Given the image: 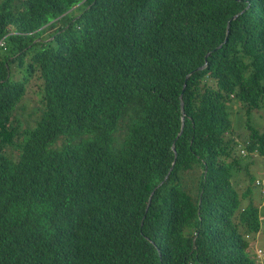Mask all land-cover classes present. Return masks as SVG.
<instances>
[{
	"label": "trees",
	"instance_id": "1",
	"mask_svg": "<svg viewBox=\"0 0 264 264\" xmlns=\"http://www.w3.org/2000/svg\"><path fill=\"white\" fill-rule=\"evenodd\" d=\"M0 41V264H258L264 0H0Z\"/></svg>",
	"mask_w": 264,
	"mask_h": 264
},
{
	"label": "rangeland",
	"instance_id": "2",
	"mask_svg": "<svg viewBox=\"0 0 264 264\" xmlns=\"http://www.w3.org/2000/svg\"><path fill=\"white\" fill-rule=\"evenodd\" d=\"M36 80L33 79L30 85L27 86L25 93L19 100L17 106L18 116L24 122L30 115L29 111L37 105L35 100L36 96L34 93ZM227 110L229 114V120H231L230 128L234 136L237 137L239 141H242L244 137V132L247 126L259 127L264 126V107L261 106L257 111L250 110L245 112L244 108L240 105L237 99L232 98L227 104ZM28 115V117H27ZM258 156H254V161L250 165V170L252 173L256 174V177H261V170H263V159L258 160ZM244 160H248L245 157ZM242 160V161H244ZM241 161V162H242ZM255 190V202L262 204V197L260 196L259 187L253 188ZM264 210V204L262 206V211ZM261 229L256 232L253 237L249 236L251 239L248 250L251 255L255 256V260L258 264H264V225L261 223ZM256 250V251H255Z\"/></svg>",
	"mask_w": 264,
	"mask_h": 264
},
{
	"label": "built area",
	"instance_id": "3",
	"mask_svg": "<svg viewBox=\"0 0 264 264\" xmlns=\"http://www.w3.org/2000/svg\"><path fill=\"white\" fill-rule=\"evenodd\" d=\"M1 44V41H0ZM243 149H240V152H242ZM254 185L259 187L260 194L264 195V168L261 170V177L254 179Z\"/></svg>",
	"mask_w": 264,
	"mask_h": 264
},
{
	"label": "clouds",
	"instance_id": "4",
	"mask_svg": "<svg viewBox=\"0 0 264 264\" xmlns=\"http://www.w3.org/2000/svg\"><path fill=\"white\" fill-rule=\"evenodd\" d=\"M251 237H253V236H251ZM248 239L251 241V239L248 237ZM256 251V250H255Z\"/></svg>",
	"mask_w": 264,
	"mask_h": 264
},
{
	"label": "water",
	"instance_id": "5",
	"mask_svg": "<svg viewBox=\"0 0 264 264\" xmlns=\"http://www.w3.org/2000/svg\"><path fill=\"white\" fill-rule=\"evenodd\" d=\"M227 27V26H226ZM180 105H181V102H180Z\"/></svg>",
	"mask_w": 264,
	"mask_h": 264
}]
</instances>
